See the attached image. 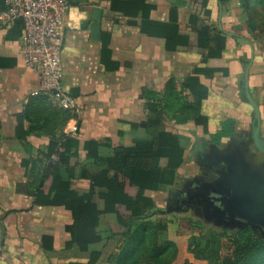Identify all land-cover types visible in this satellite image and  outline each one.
<instances>
[{"label":"crops","instance_id":"crops-1","mask_svg":"<svg viewBox=\"0 0 264 264\" xmlns=\"http://www.w3.org/2000/svg\"><path fill=\"white\" fill-rule=\"evenodd\" d=\"M205 2L202 8L194 0H147L154 9L144 20L111 12L108 1L69 6L62 23L61 86L76 109L67 112L72 118L64 126L60 116L50 123L52 129L42 131L38 130L41 118H32L31 124L23 114L59 107L39 92V76L20 59L21 24L0 25V264H48L39 239L52 234L56 223L69 221L64 208L31 209L32 169L35 166L41 173L47 165V152L38 153L52 140V131L60 144L67 137L75 139L77 164L62 169L61 176L73 191L86 194L90 183L81 172L91 175L97 164L87 156L85 145L96 142L100 158L112 157L113 150L101 145L119 134L122 123L145 122L150 91L160 99L169 83L179 91L188 78L195 77L208 89L201 108L207 117V133L193 124L179 127L182 141L192 142V157H188L192 161L183 170L185 157L173 185L154 193V199L164 201L171 194L173 198L187 193L202 168L210 169L213 159L242 165L248 155L251 171L257 165L254 162H262L264 156L255 147L254 136L264 147V0ZM97 7L102 10L99 42L92 40L89 28ZM150 24L155 26L153 32ZM166 24L177 28L171 49L162 31ZM200 27L225 38L222 52L204 46L196 32ZM226 122L231 132L215 139ZM144 137L133 128L124 133V145L130 147ZM50 161L57 162L56 156L51 155ZM210 170L215 182L204 185L217 189L223 176ZM166 190L169 194L164 199ZM185 207L170 206V213H181Z\"/></svg>","mask_w":264,"mask_h":264},{"label":"trees","instance_id":"trees-1","mask_svg":"<svg viewBox=\"0 0 264 264\" xmlns=\"http://www.w3.org/2000/svg\"><path fill=\"white\" fill-rule=\"evenodd\" d=\"M102 1L109 2V10L113 13L143 20L154 9L147 0H68V7L92 6ZM219 1L224 4L228 0ZM194 2L202 8L206 7L205 0ZM2 10L5 11V7L0 0V12ZM149 26L150 32H153L155 26ZM176 30L173 25H163L167 49L175 45ZM196 32L203 38L206 48L224 50L223 36L213 35L207 27H200ZM186 91L189 93L184 96ZM208 96V89L200 85L195 77L188 78L179 91H176L173 82L169 83L160 99L150 91L149 118L133 126L122 123L119 134L101 145L113 150L112 157L100 158V145L96 142L85 145L87 156L97 164L95 173L81 172V177L90 183L86 194L73 191L70 182L61 176L62 169H70L77 164L75 139L67 137L60 144L53 139L52 131V140L38 153L43 155L47 152L45 159L49 161L41 173L34 166L30 183L31 209L58 207L69 213L66 224L56 223L52 234L42 235L39 239L40 252L48 264H99L108 242L115 240H119V245L115 252L107 256L106 264L175 262L178 251L175 243L166 238L167 224L153 219L160 211V201L152 195L173 185L184 162L179 127L193 124L207 133V117L202 114L201 108ZM67 112L70 111L49 106L33 112L26 111L23 116L31 124L32 118H41L43 121L38 130L42 131L52 129L50 123L60 116L64 126L72 118ZM222 127L215 139L228 136L231 132L229 122L223 123ZM133 128L145 137L127 147L124 145V133ZM51 155L56 156L57 162L50 161ZM29 162L30 158L26 166ZM225 238V232L213 231L202 241L200 237H191L188 253L202 264H264V238L255 237L249 230L239 231L231 241L233 250L222 256V240ZM65 253L76 255L56 257ZM185 264L191 263L187 261Z\"/></svg>","mask_w":264,"mask_h":264},{"label":"built area","instance_id":"built-area-1","mask_svg":"<svg viewBox=\"0 0 264 264\" xmlns=\"http://www.w3.org/2000/svg\"><path fill=\"white\" fill-rule=\"evenodd\" d=\"M0 25L20 22L24 37L19 51L27 70L39 76V92L61 109L74 112L75 101L61 86L62 23L68 0H3Z\"/></svg>","mask_w":264,"mask_h":264},{"label":"water","instance_id":"water-1","mask_svg":"<svg viewBox=\"0 0 264 264\" xmlns=\"http://www.w3.org/2000/svg\"><path fill=\"white\" fill-rule=\"evenodd\" d=\"M101 18L102 10L98 7L94 8L89 28L92 40L96 42L100 40ZM254 145L264 156V147L260 145L257 136H254ZM211 163H213L210 165L212 169L220 173L224 179L217 189L206 188L204 193L196 195L193 200L188 198L185 193H180L178 196L185 198L189 204L208 202L217 213L216 219L223 221L226 225L264 229V185L256 175L261 174L263 169H257V171L253 169L250 173L242 165L230 164L226 160H212ZM245 179L253 186L246 187L247 192L244 190L247 181Z\"/></svg>","mask_w":264,"mask_h":264},{"label":"rangeland","instance_id":"rangeland-1","mask_svg":"<svg viewBox=\"0 0 264 264\" xmlns=\"http://www.w3.org/2000/svg\"><path fill=\"white\" fill-rule=\"evenodd\" d=\"M182 147L184 149V158L186 157L184 167L182 168L184 170L192 161V159L188 158L192 157V142L182 141ZM245 160H248L247 156ZM181 172L183 171L181 170ZM214 177L215 175L210 169L203 167L200 172V177L196 180L194 186L200 185L202 188L205 186L209 187V185L204 184H214ZM190 186H192V184ZM196 190L197 189H193V187H191L187 193H196ZM166 192L167 193L163 196L164 199H166L165 195L167 196L169 194V190H166ZM176 202L175 198H171L169 200L167 198L164 201H160L159 204L157 203L160 211H158L153 217L154 220L164 221L167 224L166 238L169 241L174 242L177 247L178 254L173 264H185L187 261L191 264H202L193 260L192 256L188 253L189 239L191 237H200L201 241L205 240L207 238V234L211 231L226 233V238L222 240V256L230 254L233 250L231 241L235 234L239 231L249 230L255 237L264 238V236H261L255 230L246 226L226 225L223 221L217 220L216 217L218 216L216 211H214L211 204L205 201L199 202L197 205H194V207L192 205L186 206L181 213H170V206L175 207V205H177ZM220 218L221 217L219 216V219ZM137 224L138 223L134 226ZM118 245L119 240L108 242L107 246L103 250V258L99 264H106L105 259L110 253L115 252V248H117Z\"/></svg>","mask_w":264,"mask_h":264},{"label":"flooded vegetation","instance_id":"flooded-vegetation-1","mask_svg":"<svg viewBox=\"0 0 264 264\" xmlns=\"http://www.w3.org/2000/svg\"><path fill=\"white\" fill-rule=\"evenodd\" d=\"M247 157H248V155H246ZM246 156H245V158H246ZM261 159H262V162H258V160L256 161V162H254L255 164H257L253 169L255 170V171H257V169H259V170H261V169H263V172H260L261 174H256L258 177H259V179H260V181L263 183V185H264V157H262L261 156ZM249 160V159H248ZM246 161L245 160V162L244 163H241L242 164V166L243 167H245V168H247V171H249L250 173H251V169L249 168V164H251L249 161ZM213 161H214V159H213ZM211 164H213V163H211ZM210 169H212V167L210 166ZM259 173V172H258ZM241 176V175H240ZM243 177V176H242ZM246 178V177H245ZM240 179V178H239ZM243 179H244V177H243ZM245 180H247V179H245ZM195 184V183H194ZM194 184H192V187H193V189H197L196 190V193H192V194H190V195H188L187 193H185L186 194V196L188 197V198H190V199H194L195 197H196V195H198V194H201V193H204L205 192V189L207 188L206 186L205 187H203L202 188V186L200 187V185L199 186H194ZM252 186V184L251 183H249L248 182V180L246 181V183H245V186H244V190H246V187H248V188H250ZM253 187V186H252ZM213 189V188H212ZM255 189V188H254ZM246 192H247V190H246ZM252 192V191H251ZM255 192H256V190H255ZM186 197V198H187ZM170 198H172V196H170L169 195V199ZM176 199V203H177V205H185V206H190V205H192L193 207H194V205H197L198 203H194V204H189L186 200H185V198H182V197H179L178 195H176V196H173V198L172 199ZM184 199V200H183ZM248 199V198H247ZM177 205H175V207H174V209H176V207H177ZM246 222V221H245ZM250 223V222H249ZM243 227H245V226H243ZM246 227H248V228H250L249 226H246ZM264 228V227H263ZM252 229V228H251ZM253 230H255L256 232H258L261 236H264V229H260V228H254Z\"/></svg>","mask_w":264,"mask_h":264}]
</instances>
